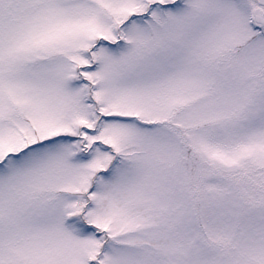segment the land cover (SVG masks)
Listing matches in <instances>:
<instances>
[{"label":"snow or ice","instance_id":"obj_1","mask_svg":"<svg viewBox=\"0 0 264 264\" xmlns=\"http://www.w3.org/2000/svg\"><path fill=\"white\" fill-rule=\"evenodd\" d=\"M0 264H264V0H0Z\"/></svg>","mask_w":264,"mask_h":264}]
</instances>
